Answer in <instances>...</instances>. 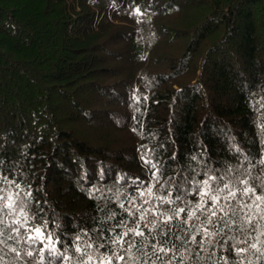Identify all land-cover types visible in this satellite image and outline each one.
Listing matches in <instances>:
<instances>
[{"label": "trees", "instance_id": "obj_1", "mask_svg": "<svg viewBox=\"0 0 264 264\" xmlns=\"http://www.w3.org/2000/svg\"><path fill=\"white\" fill-rule=\"evenodd\" d=\"M261 158L264 0H0V195L19 193L0 212V264H82L76 248L91 243L93 254L123 231L113 232L118 222L135 226L137 208L194 207L209 176L236 188L248 178L262 194ZM170 194L181 200L155 198ZM232 207L234 231L201 251L217 264L241 259L221 248L247 214ZM193 223L172 224L177 261L185 254L177 237ZM36 228L44 238L32 243ZM260 256L243 258L264 264Z\"/></svg>", "mask_w": 264, "mask_h": 264}, {"label": "snow or ice", "instance_id": "obj_2", "mask_svg": "<svg viewBox=\"0 0 264 264\" xmlns=\"http://www.w3.org/2000/svg\"><path fill=\"white\" fill-rule=\"evenodd\" d=\"M139 11L140 9L137 7L135 12L138 13ZM147 155V153H143L141 156V160L145 166L151 163L146 158ZM257 163L264 165V158H261ZM156 175L157 173H153V176ZM224 179V177L209 176L208 179L204 180L202 182L203 191H200L199 187L196 189L199 192L200 201L191 209L187 206L179 207L171 210V214H168L167 212H159L158 209L152 207L137 208L136 211L139 213V217L135 221V226H129L127 221L118 222L113 227V232H115V227H122L123 231L115 233L114 236L109 237L108 241L99 244L97 248L93 249V254H88L86 251L88 248H92L91 243L87 244L84 249L80 247L76 248L77 252L84 251L85 255H87V260L82 261V264H114V261L117 264H121V262L122 264H185V261H187V264H201L205 259L210 261V264H217L212 259L215 255L214 252L205 258L201 256V251H207L206 245H214L217 242L215 238L223 236L225 229L228 232L234 231L233 225L237 224V220L231 219V217H235L237 211L232 207L233 201H236L240 205V211L247 209V214L242 218V223L235 229L238 235L228 236L227 240L221 243V248H223L225 243H228L230 248L241 259L237 262H230L224 257L220 259L224 261V264H245L243 257L245 254L253 251L260 252L261 256L258 259L264 257V251H261V248L264 247V225L257 224V219L264 221V193L257 194L256 188L250 185L248 178H236L237 183L243 186L239 188H236L231 180L223 183V187L211 183L212 181H223ZM225 190H227L226 194ZM15 195L16 200L12 196L5 197L0 195V201H4L5 199L8 201V203L0 204V212H3L4 208L13 209L16 206L17 200H19V193ZM28 195L30 196L31 194L29 193ZM139 195L140 197H144L146 193L145 191H141ZM147 195L149 198L154 196L151 188L147 189ZM238 195L240 197H248L252 202L249 204L237 200ZM155 198L161 204H175L181 200V196L177 195L171 198V194L169 196ZM221 200L227 201L228 203L221 204ZM130 203L135 207L134 200L130 201ZM144 203H148V201L145 200ZM206 204L208 205L207 207ZM120 207L125 212H128L129 216L135 215L123 203ZM253 209H255L254 212ZM182 213L186 215V218L183 220H181ZM149 214L153 216L158 215L159 219L149 220ZM201 216L204 217L203 220ZM214 218L219 222V227L216 226ZM109 219H115V214L109 217ZM174 221L177 222V225L181 222L187 225L189 221H194L189 228L183 229L184 236L177 237L181 241L180 247L185 248V254H180L179 261H177L178 246L171 242L172 237L170 235ZM141 222H143V226H141ZM149 224L151 228H149ZM253 224H257V227L251 228V230L245 227L246 225L252 226ZM210 227L215 230H210ZM144 229H149L147 236ZM157 229H161V231L157 233ZM35 233V236L29 237L32 243L44 238V233L40 228H36ZM3 236L4 221L0 219V244L5 243L2 239ZM148 236H151L152 239L149 240ZM46 238L51 239L50 236ZM77 239L79 240L81 237L77 236ZM107 244L119 247H114L110 251V254L105 255L100 253L96 255L99 253V249L105 248ZM45 247L51 249L53 245L46 244ZM12 251H15V249H12ZM121 251L127 254V258L126 255L120 254ZM27 254L31 255L30 252ZM0 261H2V257H0ZM247 264H251V261H248Z\"/></svg>", "mask_w": 264, "mask_h": 264}]
</instances>
